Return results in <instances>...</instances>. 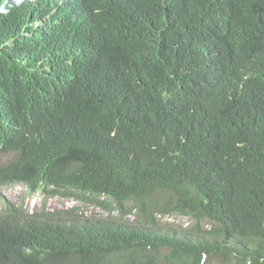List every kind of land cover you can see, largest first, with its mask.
<instances>
[{
  "label": "trees",
  "instance_id": "trees-1",
  "mask_svg": "<svg viewBox=\"0 0 264 264\" xmlns=\"http://www.w3.org/2000/svg\"><path fill=\"white\" fill-rule=\"evenodd\" d=\"M17 183L80 205L2 204L0 264H264V0H0Z\"/></svg>",
  "mask_w": 264,
  "mask_h": 264
},
{
  "label": "rangeland",
  "instance_id": "rangeland-1",
  "mask_svg": "<svg viewBox=\"0 0 264 264\" xmlns=\"http://www.w3.org/2000/svg\"><path fill=\"white\" fill-rule=\"evenodd\" d=\"M19 202L28 209L35 210L42 205H46L50 209L69 208L74 205H80V202L71 198H63L60 196L44 198L40 192H29L24 184L17 183L2 189V197L0 198V207L6 202ZM91 209V208H90ZM172 220V219H171Z\"/></svg>",
  "mask_w": 264,
  "mask_h": 264
},
{
  "label": "clouds",
  "instance_id": "clouds-1",
  "mask_svg": "<svg viewBox=\"0 0 264 264\" xmlns=\"http://www.w3.org/2000/svg\"><path fill=\"white\" fill-rule=\"evenodd\" d=\"M1 206H2V205H1ZM42 206H43V205H42ZM42 206H41V207H42ZM0 208H1V207H0ZM27 209H28V208H27ZM28 210H30V209H28ZM31 210H33V209H31Z\"/></svg>",
  "mask_w": 264,
  "mask_h": 264
}]
</instances>
